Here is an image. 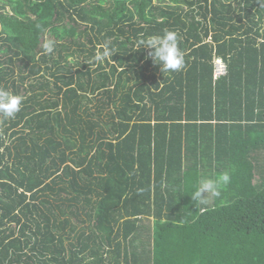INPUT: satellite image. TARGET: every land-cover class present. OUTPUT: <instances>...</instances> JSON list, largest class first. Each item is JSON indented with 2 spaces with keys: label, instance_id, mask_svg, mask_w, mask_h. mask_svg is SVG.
I'll use <instances>...</instances> for the list:
<instances>
[{
  "label": "trees",
  "instance_id": "16d2710c",
  "mask_svg": "<svg viewBox=\"0 0 264 264\" xmlns=\"http://www.w3.org/2000/svg\"><path fill=\"white\" fill-rule=\"evenodd\" d=\"M0 25L25 97L0 116V264H264V0H0ZM164 31L179 72L136 49Z\"/></svg>",
  "mask_w": 264,
  "mask_h": 264
},
{
  "label": "clouds",
  "instance_id": "9594fccd",
  "mask_svg": "<svg viewBox=\"0 0 264 264\" xmlns=\"http://www.w3.org/2000/svg\"><path fill=\"white\" fill-rule=\"evenodd\" d=\"M38 28L41 26L38 25ZM148 49L147 57L152 60L160 70L165 73H175L183 70L185 66L184 54L179 47L178 34L174 31H164L162 34L151 35L141 38L136 43V49ZM55 49V41L48 39L43 44L45 54H51ZM114 49L105 46L102 54L95 56L97 62L112 56ZM219 63H226L222 57L215 58V77ZM25 97L13 93L5 88H0V116L5 119L15 118L16 114L21 110ZM231 177L229 173L224 172L214 178H200L198 182L191 188L190 194L196 205L207 204L209 198L219 197L224 186L230 183Z\"/></svg>",
  "mask_w": 264,
  "mask_h": 264
},
{
  "label": "built area",
  "instance_id": "2783aa9c",
  "mask_svg": "<svg viewBox=\"0 0 264 264\" xmlns=\"http://www.w3.org/2000/svg\"><path fill=\"white\" fill-rule=\"evenodd\" d=\"M225 72H226L225 65L223 63H219V65L217 67V74L221 75V74H223Z\"/></svg>",
  "mask_w": 264,
  "mask_h": 264
},
{
  "label": "rangeland",
  "instance_id": "374dc122",
  "mask_svg": "<svg viewBox=\"0 0 264 264\" xmlns=\"http://www.w3.org/2000/svg\"><path fill=\"white\" fill-rule=\"evenodd\" d=\"M7 10L8 11H11V9L10 8H7ZM0 31H1V25H0ZM213 198H211V200H212ZM146 223H148V222H146Z\"/></svg>",
  "mask_w": 264,
  "mask_h": 264
}]
</instances>
